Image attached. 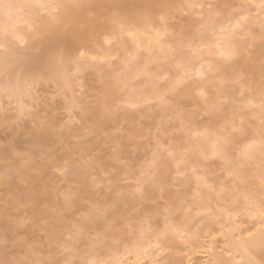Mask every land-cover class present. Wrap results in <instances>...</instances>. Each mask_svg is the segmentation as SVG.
I'll return each mask as SVG.
<instances>
[{"label": "rangeland", "instance_id": "1", "mask_svg": "<svg viewBox=\"0 0 264 264\" xmlns=\"http://www.w3.org/2000/svg\"><path fill=\"white\" fill-rule=\"evenodd\" d=\"M185 1L176 0L166 10L162 7L160 22L152 26L153 31L145 29L137 45L126 35L103 30L100 38L106 36L110 44L91 48L88 43L67 50L63 44H54L48 31L35 38L25 33L24 17L30 15L39 22L51 19L49 12L27 8L32 0H0L1 9L9 2H23L22 10H4L13 13L10 24L17 21L7 31L0 29V43L6 41L11 50L0 51V66L12 63L15 74L36 77L27 88L28 96L22 98L24 112L8 98L0 101V150H6L1 152L4 155L8 152L0 158V215L4 214L0 260L5 264L29 262L37 256L36 260L55 256L58 261L67 260L64 264H76L92 247L114 248L124 261L131 257L133 243L140 248L147 245L144 249L134 245L143 250L140 264H204L205 255L221 246V233L229 221H237L235 225L244 231L261 223L243 199L234 198L233 189L257 204L264 199V106L260 103L264 98V7L261 0ZM109 9L107 13L114 16L110 18L116 20L119 11ZM115 20L113 26H117ZM68 26H62L63 34ZM14 32L23 35L17 39L10 34ZM221 52L231 53L230 58L224 59ZM56 57L69 65L60 83L51 81L47 72ZM225 101L233 102L234 112L231 108L226 112ZM234 125L245 131L233 134L235 152L239 154L244 144L252 151L248 148L240 175L230 183L232 176L220 161L212 155L204 159L195 151L210 149L232 134ZM46 127L48 135L42 130ZM36 129L45 135L41 143L34 138ZM187 157L191 160L185 161ZM166 161L169 173L160 179L156 168ZM79 181L84 187L78 186ZM221 188L227 191L221 193ZM172 227L182 230L181 237H164V230ZM203 229L213 235L212 240L205 237V243L200 239V246L190 238ZM48 237L60 240L54 243ZM33 249L48 253H26Z\"/></svg>", "mask_w": 264, "mask_h": 264}, {"label": "bare ground", "instance_id": "2", "mask_svg": "<svg viewBox=\"0 0 264 264\" xmlns=\"http://www.w3.org/2000/svg\"><path fill=\"white\" fill-rule=\"evenodd\" d=\"M183 1V0H182ZM185 1V0H184ZM173 2H176V0H82V3H83V6L82 7H80V8H76V9H67V10H62L61 12H58L57 14H56V16H58L59 18L57 19V20H52V19H48L47 17H45V18H41L42 20L41 21H37V22H35V20H33L31 17H30V15H27L26 17H27V20H26V17H24L25 19H23V20H25L23 23L25 24V26L27 27V28H29L30 29V27H32L33 28V26H34V31H26V29H25V33H26V35L28 36V38L29 37H33L34 35L36 36L37 34H42V33H44V31H48L49 33H51V37H52V40H53V43L54 44H58V45H61V44H63L66 48H67V50L69 49V48H72V46H73V48L74 47H76V46H78V45H88V43L90 44V47L91 48H95V47H97V46H103L104 47V45L106 44L107 45V43H105V39L107 38L106 36V38L104 37V39H101L100 37H101V35H103V33H104V31L105 30H107V31H109V32H105V33H116V35L119 37V35L120 36H123V35H126V36H128L129 37V40H130V43L132 42V43H135V45H137V43H139V41L140 40H142L143 39V34H146L147 32V30H145V29H147V28H151L152 29V26L155 24V25H157V23H159L160 21H159V18H158V16L160 15V13L162 12L161 11V9H162V7H163V10L165 9L166 10V7L168 6V7H170V4H174ZM178 2H179V0H178ZM186 2V1H185ZM11 3H13V5L14 6H12V7H9L8 5H10ZM23 3V2H22ZM20 4L19 3V5L18 4H14V2H9V4H6V7L5 6H3V7H5V9H1V7H0V29L1 30H4V31H7L8 29V27L10 26V27H12L11 26V24L13 25V22L15 23L17 20H15V21H11V24H10V20H11V15H13V13L12 14H10V13H4V10H5V12L7 11V12H9V10L12 12H14V10H15V12L17 11L15 8H19L20 10H22L23 8H21V7H23V4ZM28 2H26V4H27ZM29 4V3H28ZM24 5H25V2H24ZM8 6V7H7ZM29 6L27 5V8H28ZM104 7H106V8H108V10H110L109 9V7H111V9H113V8H115L114 10H118L117 12L118 13H120V14H118L117 13V15H118V17H117V19L115 20V18L114 19H112V18H110V14H108L107 12H108V10H106L105 9V11L103 10L104 9ZM165 7V8H164ZM167 7V8H168ZM8 8H9V10H8ZM26 8V9H27ZM30 8V7H29ZM3 10V11H2ZM28 10V9H27ZM25 11V10H24ZM30 11V13H32L31 12V9L29 10ZM32 11H33V9H32ZM112 11V10H111ZM161 11V12H160ZM26 13V12H25ZM29 13V12H28ZM27 13V14H28ZM29 13V14H30ZM33 13H34V11H33ZM110 15V16H109ZM115 15V14H114ZM34 16V15H33ZM111 17H114L113 16V14H112V16ZM29 18H31L32 20H33V23H35V25H36V27H35V25H31V23L29 22ZM30 19V20H31ZM34 19H37V18H34ZM116 21L117 22V26H113V21ZM20 21H22V19L20 20ZM19 21V22H20ZM32 22V21H31ZM115 22V23H116ZM64 24H69L70 26H68V30H66L67 31V33L65 32V30H64V32L66 33H62L63 31L61 30L62 29V26L64 25ZM121 24H123V30L121 29V27H120V25ZM130 25L129 27L128 26H125V25ZM24 26V25H23ZM67 27V26H66ZM69 27H70V29H69ZM21 28H23V27H21ZM154 28V27H153ZM5 29H7V30H5ZM150 29V30H151ZM23 30V29H22ZM104 30V31H103ZM102 31H103V33H102ZM111 31V32H110ZM151 31H153V29L151 30ZM23 32V31H22ZM21 32V33H22ZM134 33V35H129V33ZM21 33H19V34H21ZM105 33H104V35H105ZM11 34V36H15V38H21V36H19V34L17 33L16 34V32H14V35H12L13 33H10ZM114 34H113V36H114ZM21 35H23V34H21ZM26 35H24L25 37H26ZM110 35V34H109ZM109 35H108V37H109ZM24 36H22L23 37V39H25L24 38ZM37 36H39V35H37ZM113 36H110V37H113ZM152 36V35H151ZM115 37V36H114ZM27 38V37H26ZM33 38H35V37H33ZM117 38V37H116ZM51 39V38H50ZM119 39V38H118ZM121 39V38H120ZM148 39V38H147ZM146 39V40H147ZM19 40H21V39H19ZM4 41V40H3ZM2 41V42H3ZM48 41V40H47ZM126 41V40H125ZM4 42H6V41H4ZM3 42V43H4ZM51 42V41H50ZM121 42H122V39H121ZM7 43V42H6ZM49 43V42H48ZM101 44V45H100ZM50 45V44H49ZM9 46V45H8ZM52 46H54V45H52ZM63 46V47H64ZM50 47V46H49ZM55 47V46H54ZM53 47V48H54ZM56 47H57V45H56ZM85 48H88L87 46L85 47ZM235 48V47H234ZM234 48L233 49H230L231 51H233L234 52ZM9 48H7V51L8 52H10L9 50H8ZM46 49V48H45ZM55 49V48H54ZM76 49V48H75ZM89 49V48H88ZM101 49H103V48H101ZM48 50H49V48H48ZM65 50V49H64ZM91 50H93V49H91ZM104 50V49H103ZM230 50L228 51V52H230ZM66 51V50H65ZM100 51V50H99ZM225 52V51H224ZM67 53V52H66ZM47 54V53H46ZM49 55V54H48ZM47 55V56H48ZM48 58V57H47ZM50 58V57H49ZM49 58H48V61L47 62H49L50 60H49ZM58 57H56V59H57ZM61 57H59V59H57V60H54L55 58H52V62H50L49 63V66H48V71L47 72H49V76H50V79L52 78L54 81H56V82H58V83H60L61 81H63L65 78V72H67V71H65L66 69H67V66H66V64L68 63H65V61H66V59H60ZM149 59V58H148ZM40 60V59H39ZM45 60V59H44ZM47 60V59H46ZM54 60V61H53ZM68 65V64H67ZM47 66V65H46ZM69 66V65H68ZM228 68V67H227ZM261 69H262V67H261ZM260 69V70H261ZM259 70V71H260ZM264 72V71H263ZM36 77H34L33 78V80L35 79ZM64 78V79H63ZM52 79H51V81H52ZM33 80H32V76H25V75H22V74H20V73H16L15 74V72L13 71V64L11 63L10 65H1L0 66V101H1V99L2 98H4L5 97V99H10V100H12L13 102L12 103H17V105L19 106V110L20 111H22V112H24V108L23 107H25V106H21V105H23L22 103H21V101H22V98L25 96H28V94H29V92H28V94H27V88L28 87H30L31 85H33ZM53 81V82H54ZM64 82V81H63ZM62 82V83H63ZM114 84V83H113ZM116 84H118V83H116ZM118 86V85H117ZM220 88H222V87H220ZM227 88V87H226ZM231 88V87H230ZM221 90H223V89H221ZM231 90V89H230ZM219 92H221L222 93V91H220L219 90ZM227 92V91H226ZM216 93H218V91L216 92ZM228 93V92H227ZM223 94L225 95L226 93H225V90H223ZM222 94V95H223ZM220 95V94H219ZM213 97H216V96H213ZM219 97H221V95L219 96ZM230 97V96H229ZM229 97H226L227 99L229 98ZM222 98H224V100H225V97H223L222 96ZM7 99V100H8ZM215 99V98H214ZM6 100V101H7ZM230 100V99H229ZM240 100V99H239ZM242 100V99H241ZM210 102H212L211 100H210ZM209 102V103H210ZM214 102H215V100H214ZM216 102H217V99H216ZM227 101H225V103H226ZM230 102H231V100H230ZM236 102V101H235ZM10 103V102H9ZM225 103H223V104H225ZM233 103V102H232ZM232 103H229V104H231L232 106H233V104ZM0 104H2V103H0ZM211 104V103H210ZM216 104V103H215ZM227 104H228V102H227ZM228 104V106L226 107L227 109H226V112L227 111H230V109L229 108H231L232 110L234 109V106L232 107V106H230ZM17 106V107H18ZM215 106V105H214ZM238 106V105H237ZM1 107V106H0ZM216 107H218V105L217 106H215V108ZM220 108L222 107L221 105L219 106ZM218 107V108H219ZM223 108V107H222ZM210 109V108H209ZM212 109V108H211ZM229 109V110H228ZM237 109V108H236ZM235 109V110H236ZM239 109H240V107H239ZM222 110V109H221ZM26 111V110H25ZM210 111V110H209ZM211 111H213V110H211ZM218 111H220V109L218 110ZM223 111H225V110H222V112ZM238 110H236L235 112H237ZM19 112V111H18ZM221 112V111H220ZM219 112V113H220ZM231 112H234V110L233 111H231ZM230 112V113H231ZM191 113V112H190ZM20 114H21V112H20ZM233 114V113H232ZM187 115L189 116V119H191V117H192V115L193 114H188L187 113ZM231 115V114H230ZM186 118H187V116H186ZM193 118V117H192ZM232 128V127H231ZM47 129V127L45 128V129H43L42 128V130H46ZM41 131V129H38V131ZM33 131H35V130H33ZM36 131H37V129H36ZM35 132L34 134H36V136L34 135V138L36 139V141L38 142L39 141V143H41L40 142V140L42 139V137H43V139H44V137H45V135H43V133L45 134H47L48 135V130H46V131H44L43 133H42V131H41V133H42V135H39V132ZM245 132V131H244ZM40 136H38V135ZM209 135V134H208ZM206 136V135H205ZM16 137H18V135L16 136V134H15V138ZM40 139H39V138ZM224 137V136H223ZM12 139H13V137H12ZM38 139V140H37ZM46 139V138H45ZM206 139V138H205ZM223 139V138H222ZM204 140V139H203ZM45 141V140H44ZM43 141V142H44ZM206 143V142H205ZM37 145V144H36ZM213 145V144H212ZM249 148V147H248ZM251 148H253V147H251ZM6 149V148H5ZM201 149V148H200ZM203 150H204V148H202ZM250 149V148H249ZM251 150V149H250ZM2 151H6V150H0V158H2L3 157V155L4 154H2L1 152ZM9 151V150H8ZM186 152L188 151V150H185ZM194 151V150H193ZM252 151V150H251ZM250 151V153H252ZM11 152V151H10ZM191 152L192 151H190V153H188L189 154V156H191L192 154H191ZM196 153H197V155H199V156H201V157H209L210 155H211V153H212V147L210 148V149H207L206 151H201V152H199V150H198V152L197 151H195ZM195 153V154H196ZM257 153H258V155L260 154V152H258L257 151ZM263 153V152H262ZM6 154V153H5ZM7 154H8V152H7ZM7 154L6 155H4V157H7ZM187 154V153H186ZM247 154H249V153H247ZM264 155V154H263ZM182 156H183V154H182ZM185 156V155H184ZM188 156V155H187ZM198 156V157H199ZM193 157H197L196 155H194ZM262 157V156H261ZM188 158V157H187ZM185 159V161L186 160H189L190 159V157L188 158V159ZM203 158H202V161H203ZM7 159V158H6ZM183 158H181V160H182ZM3 160V159H2ZM191 160V159H190ZM261 160H262V158H261ZM261 160H259L260 162H261ZM197 161V160H196ZM188 162V161H187ZM259 162V163H260ZM162 164H159L158 166H157V168L156 169H158V171H157V174H156V176H159L158 178H165L166 177V175H168V171H169V165H168V163H167V161L166 162H161ZM185 163V162H184ZM191 163V162H190ZM263 163V162H262ZM183 164V163H182ZM188 164H189V162H188ZM192 164H193V161H192ZM184 165V164H183ZM258 165H260V164H258ZM260 167V166H259ZM29 168V167H28ZM257 168H258V166H257ZM26 170V169H25ZM18 171V170H17ZM36 171V170H35ZM19 172H21V171H19ZM30 172V171H29ZM155 172H156V170H155ZM23 173V172H22ZM27 173V175H30L31 173H29L28 174V171L26 172ZM32 173H35V172H32ZM21 174V173H20ZM38 174V173H37ZM27 175L26 176H24V175H22L23 177L22 178H24V177H27ZM41 175V174H40ZM21 176V175H20ZM19 176V177H20ZM30 176H35L34 174L32 175H30ZM42 176V175H41ZM156 176H154L155 178H157ZM41 178V177H40ZM26 179H28V177L26 178ZM32 179V178H31ZM77 179V178H76ZM160 179L158 180V181H160ZM18 180H19V178H18ZM21 180V179H20ZM33 180V179H32ZM35 180H36V177H35ZM155 180V179H154ZM23 181H25V180H23ZM28 181V180H27ZM76 181V180H75ZM157 181V180H156ZM29 182H32V181H29ZM9 183V182H8ZM50 184V183H49ZM76 184V183H75ZM78 184H80V181L78 182ZM77 185V184H76ZM78 186H81V187H84V186H82V184H80V185H78ZM7 188H8V186H7ZM11 188H13V187H11ZM76 188H79V187H76ZM16 189H18V187L16 188ZM13 191V190H12ZM17 192V191H16ZM13 192H11V194H12ZM11 194H10V196H11ZM17 194V193H16ZM14 195V194H13ZM28 195V194H27ZM17 196V195H16ZM9 197V196H8ZM20 197V196H19ZM29 197V196H28ZM23 198H25V197H23ZM78 198V197H77ZM15 200V199H14ZM30 200H32V199H30ZM72 200H73V198H72ZM75 201H76V199H75ZM80 201V200H79ZM24 202V201H23ZM77 203H78V200L76 201ZM75 202V203H76ZM80 203V202H79ZM68 205V204H67ZM78 205V204H77ZM2 212V211H1ZM4 212V211H3ZM43 212H44V210H43ZM40 213V212H39ZM3 214V213H2ZM1 214V215H2ZM44 214V213H43ZM1 215H0V217H1ZM47 215V214H46ZM52 215V214H51ZM4 216V214L2 215V217ZM39 216H40V214H39ZM35 217H36V214H35ZM45 217V216H44ZM50 218H51V216H49ZM39 218V217H38ZM90 218H92V217H90ZM228 218V217H227ZM231 217H229V219H230ZM1 219V218H0ZM53 220H54V218H52ZM57 219H58V217H57ZM233 219V218H232ZM231 219V220H232ZM88 220V219H87ZM3 221V220H2ZM90 221V220H89ZM236 221V220H235ZM93 222V221H92ZM228 222V221H227ZM2 223V222H1ZM88 223H90V222H88ZM235 223H237V221L236 222H234L233 220L230 222L229 221V227L228 228H226V231H222V233H221V236H222V238L223 239H221V246L220 245H218L216 248H214V249H212L211 250V252H209V253H207L205 256H207V257H205L204 259H205V261H204V264H261V261L262 260H264L263 259V257H264V249H262L261 248V246H260V244H259V242H257L255 245H253L251 248H249L247 251H245L241 246H240V240H239V235L243 232V233H245L246 234V229H245V231L242 229V228H239L238 226H236L235 225ZM93 224V223H92ZM254 224V223H253ZM252 224V225H253ZM89 225H91V224H89ZM256 225V226H255ZM254 226H255V228L253 229L254 231L255 230H264V229H262V228H259L258 226H261V223H259V222H257V223H255L254 224ZM1 227V226H0ZM258 227V228H257ZM49 228V227H48ZM56 228V227H55ZM250 228V227H249ZM5 229V228H4ZM53 229H54V227H53ZM52 229V230H53ZM47 230V229H46ZM57 230V229H56ZM175 230V231H174ZM206 230H208V228L206 229ZM206 230H205V232H204V229L202 230L203 232H201L200 234H197V235H195V236H192L191 238H190V240H196L197 241V244L198 245H200V242H199V240L200 239H202L201 240V243H205L204 241H203V239H205V237H207V238H211V240H212V235L213 234H211L212 232H206ZM212 230V229H211ZM210 230V231H211ZM54 231H55V229L53 230V232L52 233H54ZM217 231H219L218 229H217ZM216 231V232H217ZM49 232H50V230H49ZM48 232V233H49ZM166 232H168L167 234H166ZM213 232H215V230L213 231ZM215 232V233H216ZM220 232V231H219ZM5 233V232H4ZM51 233V232H50ZM58 233V232H57ZM57 233H54V235L55 234H57ZM178 233V234H177ZM182 233V230H178V229H176V228H173L172 227V229H171V231H170V229L168 230V229H165L164 230V233H163V235H164V237L165 238H176V237H181V234ZM7 235V234H6ZM28 235V234H27ZM47 236V235H46ZM50 236H52V235H50ZM81 236V235H80ZM31 237V236H30ZM75 237V236H74ZM83 237V236H82ZM35 238V237H34ZM58 238V237H57ZM70 238V237H69ZM119 238V237H118ZM172 238V239H173ZM36 239V238H35ZM38 239V238H37ZM44 239V238H43ZM49 239V237L47 238V240ZM54 239H56V238H54ZM52 240V238L51 239H49V241L50 240H52L54 243L55 242H57V241H59V240H57V241H55V240ZM73 239V238H72ZM78 239V240H77ZM84 239V238H83ZM86 239H87V237H86ZM112 239V238H111ZM115 238H113V240H114ZM27 240H28V238H27ZM46 240V239H45ZM44 240V241H45ZM63 240V239H62ZM71 240V239H70ZM69 240V241H70ZM74 240V239H73ZM80 239H79V237L78 238H76L75 239V241L73 242L74 244L76 243L77 244V242L76 241H79ZM100 240V239H99ZM102 240V239H101ZM119 240V239H118ZM124 240V239H123ZM127 240V239H126ZM51 241V242H52ZM83 241V240H82ZM90 241V240H89ZM97 241H98V239H97ZM120 241V240H119ZM129 241V240H128ZM127 241V242H128ZM209 241V240H208ZM48 242V241H47ZM72 242V241H71ZM81 242V241H80ZM87 242V241H86ZM85 242V243H86ZM91 242V241H90ZM113 242V241H112ZM123 242V241H122ZM130 242V241H129ZM137 242V241H136ZM18 243V242H17ZM20 243V242H19ZM27 243V242H26ZM42 243H43V241H42ZM60 243V242H59ZM96 243V242H95ZM100 243V242H99ZM116 243H117V240H116ZM140 243V242H139ZM209 243H210V241H209ZM30 244V243H29ZM44 244V243H43ZM49 244V243H48ZM47 244V245H48ZM75 244V245H76ZM136 244V243H135ZM134 243H133V251H129V253L131 252V257H128L127 256V258L123 261V258L121 257V256H116L115 255V252L113 251V249L112 248H110L109 250H108V248H107V250H100V251H98V250H95L93 247V249L91 248V250L89 251V249L87 250V253L86 254H83L84 255V257H83V255H81L80 257H82V259L83 260H81V262L79 263V259L77 260L76 258H78V257H76L75 258V255H74V258L76 259V262H78V263H76V264H85V261H95V264H140L139 263V261L141 260V256L143 255V250H140L141 248L142 249H144V248H146L147 247V245H143L144 247H139V245L138 246H136ZM138 244V243H137ZM206 244H207V242H206ZM220 244V243H219ZM42 245V244H41ZM56 245V244H55ZM73 245V244H72ZM96 245V244H95ZM136 247H139L140 249H138V248H135L134 249V247L135 246ZM140 245H142V244H140ZM203 245V244H202ZM202 245H200V246H202ZM18 246V245H17ZM45 246V245H44ZM49 246H50V244H49ZM53 246H54V244H53ZM101 246V245H100ZM40 247V246H39ZM43 247V246H42ZM46 247V246H45ZM51 247H52V245H51ZM59 247V246H58ZM77 247V246H76ZM207 247H209V246H207ZM31 248V247H30ZM33 248V247H32ZM56 248V247H55ZM60 248V247H59ZM64 248V247H63ZM66 248V247H65ZM65 248H64V250H65ZM11 249V248H10ZM29 249V248H28ZM43 249V248H42ZM49 249V248H48ZM52 249V248H51ZM67 249H69V247L67 248ZM73 249V248H72ZM76 249V248H75ZM7 250H9V249H7ZM23 250H24V248H23ZM60 251H61V249H59ZM70 250V249H69ZM74 250V249H73ZM115 250V249H114ZM210 250V249H209ZM28 251V250H27ZM45 251H48V250H32L31 252H26V250H25V252L26 253H29V254H31L30 256H37L36 254H45V253H48V252H45ZM49 251H51V250H49ZM53 251V250H52ZM75 251V250H74ZM24 252V253H25ZM54 252H55V250H54ZM72 252V251H71ZM80 252V251H79ZM49 253H52V252H49ZM69 253V252H68ZM67 253V254H68ZM81 253V252H80ZM83 253H85V252H83ZM128 253V251H126L125 253H124V255H126ZM7 254V253H6ZM38 254V255H39ZM56 254H57V252H56ZM55 254V255H56ZM61 254V253H60ZM64 254V253H63ZM79 254V253H78ZM77 254V255H78ZM52 255V254H51ZM50 255V256H51ZM69 255V254H68ZM67 255V256H68ZM71 255V254H70ZM10 256V255H9ZM12 256V255H11ZM23 256V255H22ZM26 256V255H25ZM66 256V257H67ZM79 256V255H78ZM15 257V256H14ZM13 257V258H14ZM28 257H29V255H28ZM37 257H39V256H37ZM37 257H36V259H37ZM40 257H42L41 255H40ZM70 257V259L73 257V256H69ZM124 257V256H123ZM1 258V257H0ZM25 258H27V257H25ZM30 258V257H29ZM48 258V257H47ZM56 258H57V256H56ZM74 258H73V260H74ZM19 259V258H18ZM17 259V260H18ZM34 257L33 258H30L29 259V262H27V259H20V260H16L17 262H15V263H13V264H64L63 262H65V261H67V260H65V261H58V260H56L55 259V256H51L50 258H48L47 260H45V258H44V260H36ZM64 259H66L65 258V256H64ZM12 260V259H11ZM24 260V261H23ZM69 260V259H68ZM26 261V262H25ZM72 260H69V262H71ZM75 261V260H74ZM13 262V261H12ZM151 262V261H150ZM203 262V261H202ZM10 263H11V261H10ZM65 263H67V262H65ZM0 264H5V262H3V260H0ZM12 264V263H11ZM69 264H71V263H69ZM73 264V263H72ZM74 264H75V262H74Z\"/></svg>", "mask_w": 264, "mask_h": 264}, {"label": "snow or ice", "instance_id": "3", "mask_svg": "<svg viewBox=\"0 0 264 264\" xmlns=\"http://www.w3.org/2000/svg\"><path fill=\"white\" fill-rule=\"evenodd\" d=\"M29 7H35L42 9L46 12H49L52 20H57L59 17L56 15H51L52 13H58L62 10L67 9H76L83 6L82 0H32V3L28 5ZM10 7V6H9ZM261 7H264V0H261ZM123 30V24L120 25ZM129 35H134V33H129ZM105 43L110 44V39H105ZM0 51H7V45L0 43ZM83 56V53L81 54ZM221 56L224 59H229L231 53L225 54L221 52ZM199 75V73L197 74ZM203 95V93H201ZM261 105L264 106V98L260 101ZM243 127L233 126L231 133L228 136L224 137L222 140H217L212 145L211 155L215 157L223 166V170L232 176V181L230 183H235L236 179L240 175L239 168L242 165L243 158L247 155L248 147L250 145L244 144L239 148V154L235 152L232 145L236 141V136L233 134L239 133L243 134ZM264 138V134H262ZM171 155V153H169ZM208 157H204L207 159ZM205 179L203 177H197V180ZM227 189L221 188V193L226 192ZM233 195L236 200L243 199L246 204V207L250 214H257L261 217V228L264 229V199H261L259 204H257L249 195L244 192L236 193V190L233 189ZM175 231V230H174ZM178 234V233H177ZM240 246L247 251L257 242H259L262 249H264V230H253L252 228L247 229L246 234L241 233L239 235ZM85 264H95V261H85ZM261 264H264V260L261 261Z\"/></svg>", "mask_w": 264, "mask_h": 264}]
</instances>
